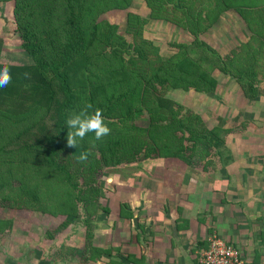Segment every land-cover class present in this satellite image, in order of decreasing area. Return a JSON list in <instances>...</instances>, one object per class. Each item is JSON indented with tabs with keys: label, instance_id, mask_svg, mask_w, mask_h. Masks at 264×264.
<instances>
[{
	"label": "trees",
	"instance_id": "16d2710c",
	"mask_svg": "<svg viewBox=\"0 0 264 264\" xmlns=\"http://www.w3.org/2000/svg\"><path fill=\"white\" fill-rule=\"evenodd\" d=\"M9 2L30 61H2L0 37V65L12 73L0 88V208L48 215L49 237L83 215L108 211L100 204L106 171L157 157L206 169L213 153L221 156L234 119L209 127L169 91L215 94L216 72L234 80L246 100L260 91L264 64L252 40H264V7L255 0H0ZM136 2L144 15L130 10ZM110 10L123 11L125 22L103 15ZM226 11L251 36L230 51L208 37ZM162 25L181 35L167 52L148 34ZM86 102L103 110L111 134L95 147L92 134L78 149L66 147V119ZM81 151L91 152L85 163L77 162ZM11 225L0 216V232Z\"/></svg>",
	"mask_w": 264,
	"mask_h": 264
},
{
	"label": "crops",
	"instance_id": "0c3cea01",
	"mask_svg": "<svg viewBox=\"0 0 264 264\" xmlns=\"http://www.w3.org/2000/svg\"><path fill=\"white\" fill-rule=\"evenodd\" d=\"M255 2L264 7V0ZM232 14L223 12L209 30L211 42ZM237 19L239 45L249 43L245 22ZM252 46L263 65L264 40L256 37ZM258 75V95L246 100L239 94L238 130L225 137L221 156L213 153L206 169L164 163L172 157L143 160L157 162L139 168L137 179H126L111 197L101 185L100 204L108 211L99 208L60 234L32 233L10 246L0 234V264H186L182 252L189 264H201L211 236L237 246L246 264H264V66Z\"/></svg>",
	"mask_w": 264,
	"mask_h": 264
},
{
	"label": "rangeland",
	"instance_id": "374dc122",
	"mask_svg": "<svg viewBox=\"0 0 264 264\" xmlns=\"http://www.w3.org/2000/svg\"><path fill=\"white\" fill-rule=\"evenodd\" d=\"M137 1V0H135ZM139 2H136V5H132L130 10L137 11L144 15L142 12V7ZM13 9V2L9 3H0V37L2 38L3 44V53H2V61L10 62L14 64L18 63H27L30 61L28 54L21 47L19 36L14 31V25L11 20ZM108 17L109 20L117 22L119 25H122L125 22L124 12L120 10H110L107 13L103 14ZM229 21L223 25V29L219 30V36H213L211 38L213 44L217 46L219 49L223 51H230V48H233L239 45V36L241 34L238 24L237 16L232 14L229 16ZM150 31L148 34L153 39H157L160 41V45L162 49L165 50L168 43L173 40H178L179 31L176 35L173 34L172 28L169 29L166 25H162V27L158 28L156 26L148 27ZM153 30V33L151 32ZM157 32V35L155 34ZM178 34V35H177ZM216 35V34H215ZM216 72V71H215ZM215 75L218 76L220 85L217 88V92L209 95H199L196 98H193L192 91L190 92H180L178 90H171L167 93L168 96L177 100L184 105L189 107H196L198 113H200L207 122L208 126H213L217 123H225L227 121L237 120L238 114V103H239V91L237 85L234 80L229 77L220 76L216 72ZM234 131H237V123H233ZM236 134V133H235ZM233 136V135H231ZM235 140V139H234ZM236 151V149H234ZM150 162L157 161H144L137 164L129 165L124 168H120L119 170H109L103 173L101 176L100 184L106 189L104 192H107V196L111 197L115 193V188L120 185H124L125 180L134 181L137 178V174L142 173L139 169L142 167H146V165L151 166ZM169 163L170 165L175 164L176 167H184L185 164L180 159L169 158L164 160V163ZM210 166V165H208ZM120 171V175L124 181H120L117 174L115 172ZM107 198V197H106ZM108 199V198H107ZM105 200V199H104ZM104 203V202H103ZM101 212V211H100ZM99 212V213H100ZM0 216L5 217L6 219H11L12 225L10 229L1 230V237L6 240H9V246L15 242V240L20 239L21 237L30 236L32 233H37L42 237L46 234V225H51L50 221L53 218H50L48 215H34L30 214L26 210H9L0 208ZM58 219H56L57 222ZM50 227H53L51 225ZM40 236V237H41ZM0 240H2L0 238ZM17 242V241H16Z\"/></svg>",
	"mask_w": 264,
	"mask_h": 264
},
{
	"label": "clouds",
	"instance_id": "9594fccd",
	"mask_svg": "<svg viewBox=\"0 0 264 264\" xmlns=\"http://www.w3.org/2000/svg\"><path fill=\"white\" fill-rule=\"evenodd\" d=\"M12 82V73L10 66L7 64L0 65V88H6ZM66 147L78 149L81 142L89 135H93L91 144L95 147L97 141H102L103 138L111 134L109 123L105 121L103 110L100 108H93L91 103H85L79 111L69 113L66 119ZM91 155L90 151H81L76 157L77 162L85 163ZM97 231L101 234L106 231L103 222H97ZM185 256L186 264H189L190 257L187 253Z\"/></svg>",
	"mask_w": 264,
	"mask_h": 264
},
{
	"label": "built area",
	"instance_id": "2783aa9c",
	"mask_svg": "<svg viewBox=\"0 0 264 264\" xmlns=\"http://www.w3.org/2000/svg\"><path fill=\"white\" fill-rule=\"evenodd\" d=\"M201 264H246L240 249L218 236L209 237L208 247L200 258Z\"/></svg>",
	"mask_w": 264,
	"mask_h": 264
}]
</instances>
